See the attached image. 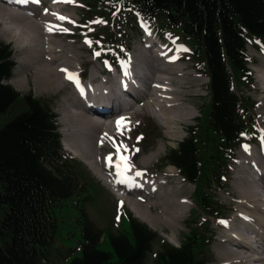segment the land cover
Listing matches in <instances>:
<instances>
[{
	"label": "trees",
	"instance_id": "16d2710c",
	"mask_svg": "<svg viewBox=\"0 0 264 264\" xmlns=\"http://www.w3.org/2000/svg\"><path fill=\"white\" fill-rule=\"evenodd\" d=\"M111 2L132 10L145 22L159 19L190 43L196 71L208 81L212 141L206 133L201 135L202 143L193 136L198 123L188 128L186 138L165 160L195 187V205L208 217L219 219L211 187L221 188L232 154L238 146L250 144L255 134L247 115L249 103L238 94L237 85L252 82L247 46L264 47V0ZM103 48L111 62L118 44ZM13 56L11 47L0 41V115L10 112L20 98L8 84L15 68ZM22 104L24 109L0 126V264H46L59 231L57 213L67 201L86 196L87 187L80 183L79 164L62 154L55 113L30 95L23 97ZM200 145H209L208 158L200 153ZM77 212L81 256L70 264H146L157 239L146 225L128 216L130 236L105 235L89 220L83 205ZM195 234H184L185 241L178 247L162 244L155 263L211 264L210 253H205L211 237L198 241ZM104 237L111 251L100 249Z\"/></svg>",
	"mask_w": 264,
	"mask_h": 264
},
{
	"label": "rangeland",
	"instance_id": "374dc122",
	"mask_svg": "<svg viewBox=\"0 0 264 264\" xmlns=\"http://www.w3.org/2000/svg\"><path fill=\"white\" fill-rule=\"evenodd\" d=\"M62 4L59 6L61 10L60 15L66 18V23H63L62 25L60 24L59 27L62 28L60 32L68 34L69 38L68 36L60 35L58 38L54 37L55 41H50L49 39H45L46 41L44 40V38H46V34L43 33L44 29L42 26L40 27V34L42 33L45 35L42 36L43 40H38L36 35H33L32 37V35L27 33L25 28L15 27L14 23L8 18V16L0 10V41L9 45L14 53V70L17 68L16 61L18 59L24 62V64L17 68V70L13 71L14 74L12 75L11 80L8 82V84L20 95V98L10 112L0 115V126L6 123L13 115L24 109L22 99L24 96L29 95L37 100L40 104L49 107L51 111L55 113L57 117L56 124L60 135V131L64 129V126H66L64 124L61 126L62 115L63 118H66V115H72L73 109L70 111L63 109V106H75V100L72 98L74 94L69 85L65 84V87L59 85L58 89H45L44 87L42 88V86H38L35 83L33 79L35 75V68L31 66L29 60L26 57L27 55L25 54V52L31 46L37 49L40 57L41 54L42 56H45L43 60L48 59L47 55L50 54V52L54 53L55 61L52 62L51 59L50 62L46 63L51 69H53V71L60 65L64 66L66 62L67 65H74L77 68L76 72L81 73L82 76L84 75L83 78L86 81H89L93 74L99 79L98 76L102 73V68L110 67L108 65L109 63L107 62V56H105L106 50H103L102 48H96L95 44L100 46L106 44L107 46H110L119 43L123 47L128 46V49H119L113 51L112 56L120 57L122 62H126L128 56L132 54V52H134V50L137 48L138 52L136 55L142 54L146 56L150 61V64L156 68L154 77L149 81V83L152 82L153 85L156 86V88L150 90L153 97L152 102H147V97L145 96L141 104H144L153 110L156 113V116L160 119L162 125L144 110L141 111L140 115L137 111H135V113L139 116H137L136 119L130 118L127 121L128 125L126 124V126L121 128V131H123V139H121L120 135L115 132V138L112 137L113 139H110L111 141L109 140V142L112 147L114 144H116V142L118 147L120 145L126 146L127 152L123 151L121 148V154L127 156L129 158V163L135 168L167 174L168 172H174L175 174L173 173V180L175 179V182L178 184L173 183L171 180H169V184L170 186H183V188H185L186 194L184 198L187 202V206L184 203L185 209L183 211L182 218L179 221H175V223H173L170 220L162 222L163 219L165 220L162 210L154 206L152 207L155 209H151L145 206V204H134V207H131L125 203L122 205H117L118 199H116L110 192L112 188L108 190V188L103 183L104 177H108L107 172L109 171V167H107L108 165L106 164V158L110 156V154L113 152V149L108 148L107 144H104L105 148L100 146L99 150L96 152V156L92 157L93 160L90 161L92 166H94L95 162L98 164V166L97 168H95V166L94 168H91L90 165H87V161L85 162V160L82 159L78 154L77 149L73 146L69 138L68 140L70 141L71 149L77 153L78 157L76 158L70 153V150L67 147L68 143L65 142L64 137L61 135L62 154L64 157L79 164L83 171V176L80 183L85 185L87 190L86 196H76L73 200L67 201L65 206H63L57 213L59 231L51 259L46 264H70V261L73 258L81 256V236L79 234L77 223V207L81 205H83L89 220L97 229L104 231L105 235L110 233H123L127 236H130L127 217L131 216L132 218L141 222L135 216L136 210L149 219V226L143 222L141 223L155 232L157 239L152 245L151 253L147 255L146 264H156L154 261L155 255L160 251L162 244L166 243L170 246L178 247L183 241H185V236L183 235H189L190 231H194L196 233L195 240L198 241H203L201 237H204L205 239L211 237L213 242L209 247V250H207L208 252H205L210 253L213 261L211 264H239V257L248 260L245 264H252V260L257 259V257H255L256 255L249 247L250 244L248 242L241 240L240 242H235L231 237V239L228 241L229 246L222 247L221 240L225 232L222 226L228 222L231 223L232 220L234 221L236 219V207L241 212L240 214L242 216L250 215L255 219V222L258 223L259 217L256 215L259 212L250 214L244 209V205L242 204V202H244L242 199L243 196L240 194L242 191V187L240 186L241 183L255 186L257 190L256 193L252 195V197H255L254 200L258 198H264L260 192L262 187L258 184V182H249L247 176H244L243 181L241 179L238 182L236 181L238 180L239 175H244L239 172L236 167V162L239 161V156L241 155L240 153L247 147H250V150H256L257 146L255 145L260 144L261 138H264V132H262V127H260L259 122L260 116L262 119L261 123H263L262 125L264 126V70L262 68L264 67V47L259 44L247 46L246 54L251 63L249 65V69L252 76V82L249 85L246 83L238 84L237 92L240 96L246 98L249 103L247 115L250 119V125H252L255 134L254 136L252 135L253 140L250 144L238 146L236 148V152L232 154V159L229 161L227 166V175L221 183V188L216 189L215 187H211V192L209 194L212 197V202L216 204V212L220 215L219 219H215L208 217L198 206L195 205V187L186 183L182 177H180L179 173L176 172L177 170L174 167L171 168L165 160L167 153L171 149H175L177 145L184 138H186L188 128L197 126L198 123L199 128L195 130V134H193V136L202 143L203 137L201 135H205L206 133L210 137L209 140L212 141V135L208 131L207 122L210 103L208 81L196 71L197 65L190 55L192 49L190 43L186 41L185 37H183L179 31L167 27L164 22H161L159 19L145 22L132 10L123 9L120 4H115L111 2V0H67L65 4ZM57 6L53 8L55 13L59 12L56 8ZM37 21L40 20L38 19ZM36 23L38 24V22ZM79 23L82 26H86L87 29H82L81 27L75 29ZM10 24L11 26H9ZM89 30H94V32L89 34ZM147 30L152 33L154 38L151 40L153 42V50L161 52V48L164 49L166 47L165 52H167L170 47H173L175 56H183V59H186L183 60L181 64H179L180 66L186 68V75L182 73L183 70L179 68H173L170 65L164 64V62L159 64L158 67L152 63V56L148 55L145 51H142L145 50L144 46H139L144 38L145 31ZM22 33L24 35H22ZM20 35H22V37H20ZM26 39H28L31 44L26 42ZM7 41H10V43H7ZM32 41H35V43L32 44ZM155 43H158V46H154ZM42 47L46 52H44ZM127 50L128 52L125 53ZM95 53L101 54V61H96L95 56L97 55H95ZM136 55L132 56L131 62L136 59ZM43 60L42 62L45 63ZM66 71L69 72L72 70ZM64 74L65 73L63 72L59 73L58 75L62 84L64 83ZM191 76L194 78H190ZM160 78H168V81H161ZM191 79L197 81V84L195 86L196 88L188 86L186 87L188 90H191V97L187 99V102H185L186 100L183 101L185 107L188 109L187 111L184 107L178 104V101L185 96V93L175 90L173 91L170 86H173L174 84L179 87L185 85H194V82L190 81ZM18 80H22L23 86H16V82ZM106 80L112 81L111 76L107 77ZM198 84L201 85L199 86ZM160 87L166 88L168 92L160 91L158 89ZM256 91H258V93ZM162 93H167L169 96H165ZM192 96L194 98H192ZM164 101L171 102V105L174 106V108L169 109L173 110L171 113H169L170 115L165 114V116L162 117L163 113L160 110L163 108ZM189 110H191V113L194 117L193 120H190L192 115ZM179 117H182V119H179ZM167 119L171 120L169 125L176 122L174 124H177V126L174 128L178 130H170V127L167 125ZM68 120L69 118L65 119L66 124L71 125L72 120ZM173 131L177 132L178 135H176L175 132L172 133ZM94 139H96V141L98 140V138ZM137 149H139V151H136ZM200 153L205 159L208 158V155L210 156L211 154L209 145L201 146ZM249 154L253 157L254 161H257V157L255 156L258 155L257 153L251 152ZM149 156H151L150 159ZM144 158L149 159L147 163H143ZM242 158L243 157L240 156V159ZM116 159L117 152H115V159L112 158L113 162L114 160L116 161ZM243 160H245V158H243L242 161ZM103 163L107 167V170L105 171L103 169ZM243 167L244 166H240L242 169ZM260 170L264 171V168L260 166ZM235 182H237V185H235L234 189L233 183L235 184ZM165 189L166 188H160L159 191L161 192ZM167 189L178 195L180 199L182 198L181 193H185L184 190L181 192V188ZM234 195L237 197V201ZM123 197L127 196L124 195ZM120 200H123V202L125 201V199H122L121 196ZM126 203H128V201ZM192 219L193 222L188 226L187 223L191 222ZM221 221L224 223H221ZM244 223H246V221ZM235 237L238 238L237 235ZM249 240H251V237ZM245 243H247L246 245L248 248L244 246ZM240 244L243 245L244 248H239L238 246ZM100 249L111 251L106 237H104ZM255 249L260 255L261 250L258 248Z\"/></svg>",
	"mask_w": 264,
	"mask_h": 264
},
{
	"label": "bare ground",
	"instance_id": "6f19581e",
	"mask_svg": "<svg viewBox=\"0 0 264 264\" xmlns=\"http://www.w3.org/2000/svg\"><path fill=\"white\" fill-rule=\"evenodd\" d=\"M61 2L65 4L67 0H39V2H35V0H0V10L8 16V18L14 23L15 27L25 28L27 30V33L32 35V37L33 35H36L38 40L41 39L43 40L42 36L45 35H43L42 33H41L42 35L40 34V30H41L40 27L42 26L44 29L43 33L46 34L45 36L46 38H44V40L49 39L50 41H55L54 37L58 38V36L60 35L68 36V34L66 33H61L60 30L62 28L59 27L60 24L62 25L63 23H66L65 22L66 18L63 21L57 18L58 16H61L60 15L61 10L59 8V6L62 4ZM58 4L60 5L57 6ZM55 6H57L56 8L59 11L58 13H55V11H53V8H55ZM29 19H31L32 21ZM38 19L40 21H37ZM36 22H38V24ZM9 26H11V24ZM50 27L53 28L51 32L49 31ZM80 27L82 29H87L86 26H82L80 25V23L75 27V29H78ZM93 32L94 30H89V34H92ZM22 35L24 34L22 33ZM22 35H20V37H22ZM153 39L154 38L152 36V33L147 30L145 31L144 38L139 45L140 47L144 46L145 50L142 51H145L148 55L152 56V63L156 67H158L159 64L164 62V64L170 65L173 68H179L183 70L182 73L186 75L187 74L186 68L179 65L183 62V60L186 59L185 58L183 59V56H175L173 52L174 50L173 47H170L167 52H165L166 47L164 49L161 48V52H157L153 50L152 48L153 42L151 41ZM26 42L31 44L30 41H28V39H26ZM7 43H10V41L9 42L7 41ZM34 43L35 41H32V44ZM117 44L119 49H123V50L128 49V46L123 47L119 43ZM155 45L158 46V43H155L154 46ZM95 47L102 48L103 50H105L103 46L100 45H95ZM44 52L46 51L44 50ZM127 52L128 50L125 51V53ZM137 52L138 50L136 48V50H134V52L130 54L131 56L130 55L128 56L126 62H122L120 60V57H114L112 59L114 63L109 62L107 60V62L109 63L108 65L110 67L102 68L101 70L102 73L99 74L98 76L99 79L96 77V75L91 74L92 76L89 81H86L83 78L84 75L82 76L81 73L76 72L77 68L74 65H67L66 62L64 66L63 65L58 66L54 70L55 71L54 72L53 69H51L50 66L46 64L47 62H50L51 59L52 62L55 61V56L54 53L52 52H50V54L47 55L48 57L47 60H43L45 56L44 55L42 56L41 54L40 57V54H38L37 49L33 46H31L25 52V54L27 55L26 57L29 60L31 66L35 68L34 70L35 75L33 79L38 86L40 85L42 86V88L44 87L45 89H53V88L58 89L59 85L65 87L66 84L69 85L70 89L72 90L74 94L72 98L75 100V106L73 105L63 106L64 110L70 111L73 109L72 115H66L67 116L66 118L72 120V124L71 125L66 124L65 121L66 118L65 117L63 118L62 115L61 126L62 124L66 126H64V129L61 130L60 132L61 135L64 137L65 142L68 143L67 147L70 150V153L73 154L76 158L78 157L77 153H75L71 149V144H70L71 141L73 146L77 149L78 154L81 156L82 159L85 160V162L87 161L86 162L87 165H90L91 168H94V166L95 168H97L98 164L95 162L94 166H92L90 161L93 160L92 157L96 156V152L99 150L100 146L105 148L104 144H107L108 148L113 149V152L110 155H112V158L115 159V152H117L116 150L118 147L117 142L112 147L109 140L115 138L114 137L115 132L120 135L121 139H123L122 138L123 131H121V129L120 131H118L116 126L117 121L123 119L124 126H126L127 121L130 118L136 119L137 116L140 115L141 111L144 110L147 114L151 115L158 123L162 125L160 119L156 116V113L153 110H151L148 106L141 104L145 96L147 97V102H152L153 97L150 90H153V88H156V86H154L152 82L149 83V81L154 77V72H156L155 71L156 68L150 64V61L146 56L142 54L136 55ZM134 55H136V59H134L133 62H131L132 61L131 58ZM50 56H52L53 58ZM105 56H107V53H105ZM101 58H102L101 54L95 56L96 61H101ZM42 60L45 63H43ZM16 64H17V68H19L21 65L24 64V62L18 59L16 61ZM17 68L15 70H17ZM262 68L264 70V67ZM63 70H72V71L68 72ZM63 72L65 73L64 83H63L64 85L60 82L58 76L59 73H63ZM69 73L74 74L77 77L79 82V87H77L76 83H74L73 81L67 78V75ZM109 76H111L112 81H108L109 79L106 80V78ZM190 78H194V77L191 76ZM160 80L168 81V78H160ZM190 81L194 82V85H185L179 87L174 84L173 86H170V88L173 91L175 90L185 93V96L178 101V104L184 107L187 111L188 109L185 107L183 101L186 100L185 102H187V99L191 97L190 96L191 90H188L186 87L188 86L194 88L197 84V81H195L194 79H191ZM198 85L200 86L201 84ZM16 86L18 87L23 86L22 80H18L16 82ZM158 89L162 92H168V90L164 87H160ZM256 92L258 93V91ZM162 94L165 96H169L167 93H162ZM192 98L194 97L192 96ZM171 108H174V106L171 105V102L164 101L163 108L160 110L163 113L162 117H164L165 114L171 113L173 111V110H169ZM135 111H137L139 115H137ZM189 112L191 113V110H189ZM179 119H182V117H179ZM193 119L194 117L192 115V118L190 120ZM261 121L262 119L259 116L260 127H262V132H264V126L262 125L263 123H261ZM170 122L171 120H168V124H167L170 127V130H178L174 128L177 126V124H174L176 122L169 125ZM163 124L166 125L165 123ZM174 132L175 131H173L172 133ZM175 134L178 135L177 132H175ZM167 137H172V136H167ZM69 138L70 141L68 140ZM94 138H98V140L96 141V139ZM255 146H257L256 150H250V147H247L246 149L242 150V152L240 151L241 152L240 156L245 158V160L242 161L243 158L240 159L239 156V161L236 162V167L238 171L244 175L242 176L239 175L238 180L236 181L238 182L240 179L243 181L244 176H247L249 182H258V184L261 185L262 189L260 192L264 196V178H263L264 171L260 170V166L264 168V138L262 137L261 143L256 144ZM251 152L258 154L255 155L257 157V161H254L253 157L250 156L249 153ZM150 157L151 156H149V159ZM149 159L144 158L143 163H147ZM103 166H104L103 167L104 171L107 170L108 166L106 167L104 163ZM240 166H244L243 169L240 168ZM170 167L172 168V166ZM137 171L143 173V175L141 177H136L135 173ZM107 173H108L107 174L108 177H104L103 183L108 188V190L112 188L110 192L116 199H118L117 205L118 204L122 205L123 203H125L131 207H134V204L135 205L145 204V206L151 209H155L154 207L160 208L162 210L163 216L165 217V220L163 219L162 222L170 220L173 223H175V221H179L182 218L183 211L185 209V204L187 206V202L184 198L186 191L185 188H183V186H179V187H174L173 185L170 186L169 180H171L175 184H178L177 182H175V179L173 180L174 172L172 173L168 172V174L162 172H154L145 169L143 170V169L135 168L134 166L131 165V171L128 173V175L130 177H134V183L132 184L116 183L117 177L115 175V168H109V171ZM237 182H235V184L233 183L234 189H235V185H237ZM240 186L242 187V191L240 192V194L243 196L242 199L244 202H242V204L244 205V209L246 210L247 213L250 214L259 212L256 215L259 217L258 223L255 222V219L250 215L242 216L240 214L241 212L236 207L237 210V212H235L236 219L234 221L232 220L231 223L228 222L227 224L222 226L225 232L224 235L222 236L221 246L228 247L229 246L228 241L231 239V237L235 242H240V240L244 242H248L250 244L249 247L256 255L255 257H257V259L252 260V264H264V198L262 199L258 198L254 200L255 197H252V195L256 193L257 190L254 185L241 183ZM160 188H166V189L160 192L159 191ZM167 188H181V192L184 190L185 193L184 194L181 193L182 198L180 199L178 195L174 194L171 190ZM124 195H126L127 197H123ZM120 196L122 199L123 198L125 199L124 202L123 200L122 201L120 200ZM235 198L237 201L236 196ZM127 201L128 203H126ZM135 213L137 219H139L141 222L147 225L149 224V219H147L145 216L140 214L137 210ZM245 221L246 223H244ZM192 222L193 219L191 222H188L187 225L189 226V224H191ZM242 223L244 227L242 226ZM236 235L238 236V238L235 237ZM248 235L251 236L252 240H249ZM246 244L247 243H245L244 246L248 248ZM244 246L240 244L238 247L244 248ZM255 248L261 250L260 253L262 254V256L261 254L260 255L258 254L259 252L256 251ZM238 259H239L238 260L239 264H245L248 261L245 258L239 257Z\"/></svg>",
	"mask_w": 264,
	"mask_h": 264
},
{
	"label": "snow or ice",
	"instance_id": "6c2138e0",
	"mask_svg": "<svg viewBox=\"0 0 264 264\" xmlns=\"http://www.w3.org/2000/svg\"><path fill=\"white\" fill-rule=\"evenodd\" d=\"M35 2H39V0H35ZM58 19H60L61 21L65 20V17L63 16H58ZM53 30L52 27L49 28V31L51 32ZM87 42V41H86ZM95 55H99V53H95ZM66 71V70H63ZM67 78L71 81H73L74 83L77 84V87H79V82L77 77L74 74L69 73L67 75ZM124 126V122L123 119L117 121V129L118 131H120V129ZM121 148L123 149V151L127 152V147L124 145H120L119 147H117V159L115 162H113L112 160V156H108L106 158L107 161V165L109 168H115V175L117 177L116 183L119 184H132L134 183V177H130L128 175V173L131 171V164L129 163V158L127 156H124L121 154ZM136 151H139V149H137ZM143 175V173L137 171L135 173L136 177H141ZM221 223H224L223 221H221Z\"/></svg>",
	"mask_w": 264,
	"mask_h": 264
}]
</instances>
